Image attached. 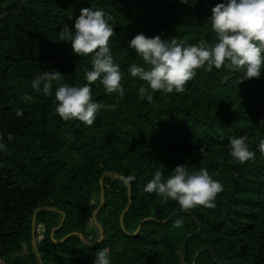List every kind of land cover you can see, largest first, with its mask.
Masks as SVG:
<instances>
[{"label": "trees", "instance_id": "obj_1", "mask_svg": "<svg viewBox=\"0 0 264 264\" xmlns=\"http://www.w3.org/2000/svg\"><path fill=\"white\" fill-rule=\"evenodd\" d=\"M222 2L0 0V133L7 143L0 151V264H94L103 247L112 264H264V73L240 81L239 70L200 68L183 92L161 94L129 72L143 63L129 47L139 32L214 44L209 17ZM91 6L111 16L125 94L93 82L92 98L103 107L86 125L56 112L58 82L44 94L32 79L59 70L63 83H88L90 55L74 53L60 36ZM233 136L248 137L255 159L231 156ZM180 164L215 174L222 183L215 207L185 210L144 190L155 171L166 178ZM177 218L182 228L173 227ZM25 244L28 253L19 255Z\"/></svg>", "mask_w": 264, "mask_h": 264}, {"label": "clouds", "instance_id": "obj_2", "mask_svg": "<svg viewBox=\"0 0 264 264\" xmlns=\"http://www.w3.org/2000/svg\"><path fill=\"white\" fill-rule=\"evenodd\" d=\"M181 2L187 3L188 0ZM209 19L216 34L214 44H186L174 37L162 39L160 34L152 37L144 32L136 34L129 41V47L135 50L143 63L131 64L130 74L146 81L153 91L161 94L183 92L186 83L200 68L211 71L215 66L239 70L242 73L240 81L260 78L264 73V0H226L212 8ZM110 20V14L102 8L83 7L75 19L74 31L66 29L61 32L60 41H70L74 53L85 57L90 55L91 70L86 71L88 83L82 86L63 83L59 70H45L32 79V87L44 94H51L53 81L59 83L55 90L58 101L55 110L65 121L78 119L86 125L94 123L97 112L103 107L92 98L91 84L98 79L107 93H116L118 97L125 94L121 68L112 55L110 38L114 27ZM139 92L149 102L153 101V95L147 94L143 86ZM24 99L30 100L31 96L25 95ZM12 139L9 133L7 140ZM6 148L4 135L0 133V151ZM258 149L264 154V138L260 139ZM229 151L240 163L256 156L247 136L231 137ZM214 176L206 167L189 170L180 164L166 178L161 171H155L144 190L156 193L164 201L175 200L185 210L199 205L215 207V198L222 191V183ZM134 179V176L128 177V181ZM183 225L180 218L173 222L174 228H182ZM94 264H112L111 250L108 247L97 250Z\"/></svg>", "mask_w": 264, "mask_h": 264}, {"label": "rangeland", "instance_id": "obj_3", "mask_svg": "<svg viewBox=\"0 0 264 264\" xmlns=\"http://www.w3.org/2000/svg\"><path fill=\"white\" fill-rule=\"evenodd\" d=\"M42 238H43L42 235H40L39 238L36 239V241H35L36 244L34 243V248H35V250H36L37 253H38V251H37V241H41ZM28 249H29L28 248V245L25 244L23 251L19 255H26L28 253ZM37 256L40 258V254L39 253L37 254ZM0 263H1V261H0Z\"/></svg>", "mask_w": 264, "mask_h": 264}, {"label": "water", "instance_id": "obj_4", "mask_svg": "<svg viewBox=\"0 0 264 264\" xmlns=\"http://www.w3.org/2000/svg\"><path fill=\"white\" fill-rule=\"evenodd\" d=\"M34 231H35V218H34V221H33V237H34V243L36 244V242H35L36 241V238H35V232Z\"/></svg>", "mask_w": 264, "mask_h": 264}]
</instances>
